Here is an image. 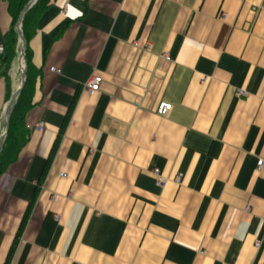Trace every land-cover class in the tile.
<instances>
[{
	"label": "crops",
	"instance_id": "1",
	"mask_svg": "<svg viewBox=\"0 0 264 264\" xmlns=\"http://www.w3.org/2000/svg\"><path fill=\"white\" fill-rule=\"evenodd\" d=\"M45 2L0 264H264V0ZM16 3L0 0L2 48ZM19 52L17 35L9 70L0 54V135Z\"/></svg>",
	"mask_w": 264,
	"mask_h": 264
},
{
	"label": "trees",
	"instance_id": "2",
	"mask_svg": "<svg viewBox=\"0 0 264 264\" xmlns=\"http://www.w3.org/2000/svg\"><path fill=\"white\" fill-rule=\"evenodd\" d=\"M18 6L19 12L22 11L28 0H15ZM47 8L45 0H38L37 3L28 11L21 23V32L25 44L35 32L36 22L40 14ZM16 44L17 35L12 32L5 38L3 46V55L1 57V63L5 66L6 70H9L12 62L16 58ZM27 61L26 83L21 93L19 94L13 112L9 119V127L6 138L3 142V148L0 152V174L15 161L18 153L24 143L27 140V130L23 124V116L26 111L31 107V87L29 82L30 66Z\"/></svg>",
	"mask_w": 264,
	"mask_h": 264
},
{
	"label": "water",
	"instance_id": "3",
	"mask_svg": "<svg viewBox=\"0 0 264 264\" xmlns=\"http://www.w3.org/2000/svg\"><path fill=\"white\" fill-rule=\"evenodd\" d=\"M37 2V0H30V2L24 7V9L22 10L19 19L17 21L16 24V32L19 38V43H20V52H19V57L21 62L23 63V68L21 70V82H20V86L17 88V90H15V92L12 94L11 96V100L9 102V105L7 106V108L3 111V116H2V122L4 124V131L3 133L0 135V152L2 151L3 148V142L6 138L7 135V131H8V127H9V119L10 116L13 112V109L15 107V103L16 100L19 96V94L21 93L23 87H24V83H25V71H26V65L24 63V40H23V36L21 33V23L25 17V15L27 14V12L35 5V3Z\"/></svg>",
	"mask_w": 264,
	"mask_h": 264
},
{
	"label": "built area",
	"instance_id": "4",
	"mask_svg": "<svg viewBox=\"0 0 264 264\" xmlns=\"http://www.w3.org/2000/svg\"><path fill=\"white\" fill-rule=\"evenodd\" d=\"M3 1H6V0H3ZM0 54H3V48L2 47H0ZM162 58L165 61H169L168 56L163 55ZM51 71H54V69L52 68ZM101 84H102V78L98 75H94L84 84V91L89 97H92L99 92ZM239 94L241 96L244 95V93H242V92ZM169 111H170V105L168 103H165V102L159 103L157 108H156V114L158 116H165ZM40 128H41V125L35 126V129H37V130H39ZM262 163L263 162L261 160L257 161V163H256L257 169H260L262 167ZM153 174L158 178L160 185H163L164 180L158 176V172L155 170V171H153ZM175 182H176V184H180V177H178L175 180ZM54 198H55V196L52 197V199H54ZM248 210H249V208H245V211H248Z\"/></svg>",
	"mask_w": 264,
	"mask_h": 264
},
{
	"label": "bare ground",
	"instance_id": "5",
	"mask_svg": "<svg viewBox=\"0 0 264 264\" xmlns=\"http://www.w3.org/2000/svg\"><path fill=\"white\" fill-rule=\"evenodd\" d=\"M18 64V63H17ZM12 78V77H11ZM16 89V88H15ZM4 125V124H3ZM3 128V127H2ZM4 130V129H3Z\"/></svg>",
	"mask_w": 264,
	"mask_h": 264
},
{
	"label": "rangeland",
	"instance_id": "6",
	"mask_svg": "<svg viewBox=\"0 0 264 264\" xmlns=\"http://www.w3.org/2000/svg\"><path fill=\"white\" fill-rule=\"evenodd\" d=\"M3 123V122H2ZM3 125V124H2Z\"/></svg>",
	"mask_w": 264,
	"mask_h": 264
}]
</instances>
